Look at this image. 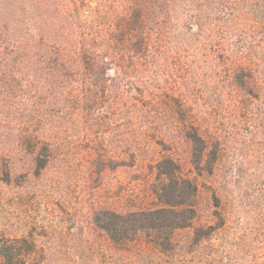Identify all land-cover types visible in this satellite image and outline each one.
<instances>
[{
	"label": "rangeland",
	"instance_id": "1",
	"mask_svg": "<svg viewBox=\"0 0 264 264\" xmlns=\"http://www.w3.org/2000/svg\"><path fill=\"white\" fill-rule=\"evenodd\" d=\"M56 1L80 17H106L127 6L129 14L133 0ZM167 1L151 17L150 52L128 68L137 88L128 81L119 97L118 71L109 70L110 96L89 110L80 92L41 173L30 156L9 181L0 171V264H264V0ZM14 12L0 0V19ZM241 36L242 46L254 42L251 91L233 79ZM195 129L212 171L194 167ZM168 159L198 187L191 224L166 247L128 227L112 237L98 214L166 206L157 164Z\"/></svg>",
	"mask_w": 264,
	"mask_h": 264
},
{
	"label": "trees",
	"instance_id": "2",
	"mask_svg": "<svg viewBox=\"0 0 264 264\" xmlns=\"http://www.w3.org/2000/svg\"><path fill=\"white\" fill-rule=\"evenodd\" d=\"M7 1L15 12L8 19H0V171L9 181L13 168L24 157H31L35 173L46 168L54 158L56 135L62 130L64 117L77 109L80 92L89 110L101 95L110 96L109 81L115 79L109 70L118 71L113 92L119 97L128 92V81L137 88L134 76L128 78V68L133 72L150 52L151 23L155 21L151 17L163 13L167 0H133L129 14L127 6L106 17L97 13L77 16L74 9L65 10L56 0ZM251 13L249 20L258 21ZM260 20L264 24V18ZM243 41L241 36L237 46ZM246 43L239 49L241 60L233 79L241 89L251 91L256 77L247 45L251 47L254 42ZM263 59L264 53L258 57ZM121 84L125 86L121 88ZM13 118L19 121L18 134L12 127ZM188 135L194 144V167L212 171L209 158L202 165L205 139L197 129ZM166 162L165 167L162 162L157 164L158 176L163 179L157 193L166 206L127 213L106 211L109 214L102 217L98 214L97 222L112 237L128 227L154 235L158 244L166 247L175 229L191 224L198 187L182 175L173 159Z\"/></svg>",
	"mask_w": 264,
	"mask_h": 264
}]
</instances>
